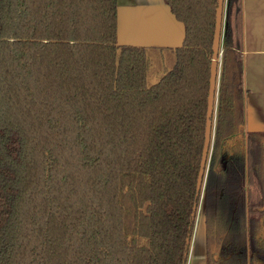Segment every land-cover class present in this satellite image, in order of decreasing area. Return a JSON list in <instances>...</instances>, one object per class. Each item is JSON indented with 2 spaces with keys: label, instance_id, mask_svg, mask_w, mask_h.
Wrapping results in <instances>:
<instances>
[{
  "label": "trees",
  "instance_id": "obj_1",
  "mask_svg": "<svg viewBox=\"0 0 264 264\" xmlns=\"http://www.w3.org/2000/svg\"><path fill=\"white\" fill-rule=\"evenodd\" d=\"M163 1L184 31L168 50L118 44L117 0H0V264H186L202 196L206 264L264 260L242 0L224 4L201 197L217 0Z\"/></svg>",
  "mask_w": 264,
  "mask_h": 264
},
{
  "label": "crops",
  "instance_id": "obj_2",
  "mask_svg": "<svg viewBox=\"0 0 264 264\" xmlns=\"http://www.w3.org/2000/svg\"><path fill=\"white\" fill-rule=\"evenodd\" d=\"M242 4L243 131L264 134V0H242ZM183 34L182 23L175 19L163 0H117L118 44L168 50L180 46ZM206 249L201 209L196 230L193 228L186 264H206ZM246 263L264 264V260L255 256Z\"/></svg>",
  "mask_w": 264,
  "mask_h": 264
},
{
  "label": "water",
  "instance_id": "obj_3",
  "mask_svg": "<svg viewBox=\"0 0 264 264\" xmlns=\"http://www.w3.org/2000/svg\"><path fill=\"white\" fill-rule=\"evenodd\" d=\"M224 4L225 0H217V6L215 8L214 29L211 42V63L209 69V85L207 93V106L205 115L203 145L201 150V156L199 161L198 173L196 177V195L201 197L203 181L207 169L208 153L212 141V128H213V115L215 109L217 85H218V63L221 56V37L223 30V18H224ZM200 199V198H199ZM196 210V205L193 206V213Z\"/></svg>",
  "mask_w": 264,
  "mask_h": 264
},
{
  "label": "rangeland",
  "instance_id": "obj_4",
  "mask_svg": "<svg viewBox=\"0 0 264 264\" xmlns=\"http://www.w3.org/2000/svg\"><path fill=\"white\" fill-rule=\"evenodd\" d=\"M225 21V9H224V18H223V22ZM223 26H224V23H223ZM157 54H159V53H157ZM164 55H166V53H163ZM159 58V60H157L154 64H153V68H152V72H150L149 74H148V78H147V80H148V84H151V83H153L155 80H156V76H155V72L161 67V66H163L164 64H166L167 66L169 65L168 64V61H167V56H166V58L164 59V61L162 62V61H160L161 59H160V57H158ZM203 197V196H202ZM202 197L200 198V204H199V207H200V209H199V207H198V211L196 212V220H195V227H194V230H196V225L198 224V215H199V213H200V211H201V208H202Z\"/></svg>",
  "mask_w": 264,
  "mask_h": 264
}]
</instances>
